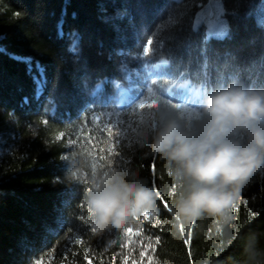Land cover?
I'll return each mask as SVG.
<instances>
[{"label": "trees", "instance_id": "obj_1", "mask_svg": "<svg viewBox=\"0 0 264 264\" xmlns=\"http://www.w3.org/2000/svg\"><path fill=\"white\" fill-rule=\"evenodd\" d=\"M172 2L0 0V264H37L41 259L46 264H123L125 257L128 264L133 260L147 264L149 256L153 264H264V173L245 187L230 208L229 219L205 215L174 227L172 212L163 203L173 210L178 189L165 173L166 162L145 157L135 145L116 146L119 156H108L107 145L114 142L97 130L93 114L116 108V83H126L134 72H148L135 59L138 43ZM222 3L229 34L209 43L219 78L237 72L264 80V28L257 23L261 0ZM191 4L185 0L186 6ZM235 4L246 5L239 8V20L228 14ZM198 10L192 6L188 13ZM61 24L63 36L58 33ZM72 32L80 37L78 56L69 54ZM17 57L31 58V74L28 63ZM35 62L44 68L47 80L39 99L34 91ZM229 82L214 87L210 81L208 91ZM100 83L103 87L96 91ZM61 132L65 135L57 140ZM84 133L96 137L95 148ZM69 139L77 142L69 144ZM100 147L105 148L103 154ZM73 150L89 162L83 183L63 178L65 157ZM114 167L154 184L164 200L157 198L158 211L148 220L141 216L125 226L133 228L132 234L125 235V229L91 233L85 192L95 178ZM156 220L160 223L153 227ZM189 228L192 236L185 244ZM77 235L90 248L87 260L78 245L65 250L70 237ZM149 244L154 250L140 257Z\"/></svg>", "mask_w": 264, "mask_h": 264}, {"label": "clouds", "instance_id": "obj_2", "mask_svg": "<svg viewBox=\"0 0 264 264\" xmlns=\"http://www.w3.org/2000/svg\"><path fill=\"white\" fill-rule=\"evenodd\" d=\"M189 121L180 111L157 109L156 124L146 121L136 132L135 146L145 157H160L174 182V227L205 215L229 219L242 191L264 173V88L232 81L205 92ZM63 178L83 183L87 158L73 150L65 157ZM156 186L119 167L110 168L85 192L95 233L116 230L145 213L155 214ZM115 241H110L114 243Z\"/></svg>", "mask_w": 264, "mask_h": 264}, {"label": "snow or ice", "instance_id": "obj_3", "mask_svg": "<svg viewBox=\"0 0 264 264\" xmlns=\"http://www.w3.org/2000/svg\"><path fill=\"white\" fill-rule=\"evenodd\" d=\"M261 4L264 5V0H261ZM196 7L199 11L193 15H189L188 8ZM246 7V5L235 4L232 6V10L228 12L234 20L240 19L239 8ZM167 14H161L158 17V23L154 24L151 29L145 31L143 37L138 43L136 49L137 56L135 59L140 60L143 65L148 69L146 80L141 82L139 80L134 81L139 83L140 87L135 90L127 105L135 115H140L137 110L155 109L160 104L165 107H171L176 110H180L181 114L185 116L188 113L187 119L191 121L198 116L197 109H189L186 107L190 101L199 97L203 92L209 89L210 81H214L213 86H219L221 83H227L229 80L239 81L251 88H264V80H258L252 73H249L247 77L241 76L237 72L226 73L224 79L221 80L218 76V68L213 64L212 57L209 54V43L213 38L223 39L229 34V25L223 19L225 16V6L222 0H192L191 5H185V0H173L169 5H166ZM258 26L264 28V15H261L257 21ZM58 33L63 36L62 24L58 26ZM73 36L72 46L69 48V54L78 56L80 52L79 48V35L72 32ZM146 40V44L144 41ZM2 51V49H0ZM16 59L24 60L28 63V71L31 74L33 71V62L31 58ZM35 70L37 76L33 77L35 84V96L39 99L41 93L44 91L47 80L44 68L35 62ZM99 91V85L97 86ZM178 101L173 103V101ZM25 103H28V98H25ZM152 117L151 123L153 126L156 124V114L149 113ZM98 131L102 134L106 133L109 141H112L115 137L116 143L120 142L122 132L120 128L123 127L126 131L130 124H127L125 120H121L118 125H113L111 121L107 124H103L102 118L97 116ZM142 119V117H141ZM45 124L48 121H44ZM114 128L116 129L114 132ZM134 130V129H133ZM65 133L61 132L56 139L59 140L64 137ZM87 136V142L93 145L96 140L95 136ZM76 139H69V144H75ZM83 142V141H81ZM102 143V142H100ZM116 143H109L107 145L108 156L116 155ZM100 153L105 152L104 147H100ZM101 160L106 159L104 155L100 156ZM120 161H117L119 164ZM151 169L155 172L156 166L153 163ZM90 190V189H89ZM159 199L164 200V197L160 195ZM163 208L167 209L169 213L172 212V208L165 202ZM90 214V212H89ZM150 213L144 214V219L148 220ZM155 220V216H152ZM160 223L159 220L155 221L153 227ZM91 233H95V229H90ZM180 231L183 232L184 228L181 225ZM133 233V228L128 227L125 229V235ZM136 236H140L141 232L136 231ZM192 236V229H188V237L184 241L185 244H189ZM160 239L157 237L155 244H159ZM75 244L83 248L84 258L88 259V252L90 248L84 247L85 241L80 236H71L69 243L65 245V250L71 249V245ZM126 247V245H125ZM154 250L155 245H144V250L139 253L140 257H145L149 249ZM119 255V254H118ZM65 262L68 257L63 256ZM37 264H46L41 259L37 261ZM47 264H51L50 261ZM89 264L91 262L89 261ZM123 264H128V258L125 257ZM131 264H138L136 260H133ZM139 264H144L141 260ZM147 264H153L151 256L147 258Z\"/></svg>", "mask_w": 264, "mask_h": 264}, {"label": "rangeland", "instance_id": "obj_4", "mask_svg": "<svg viewBox=\"0 0 264 264\" xmlns=\"http://www.w3.org/2000/svg\"><path fill=\"white\" fill-rule=\"evenodd\" d=\"M199 11V10H198ZM261 15H264V5H261L259 8V18ZM223 19L227 22L226 17L224 16ZM228 24V22H227ZM139 80L144 82L146 80V75H143L138 72L132 73L128 78L126 83H116V98H117V106L113 110L101 111L98 113H94V119L99 116L102 118L103 124H107L109 121L112 122L113 125H118L121 120H125L127 124H130L126 131L123 127L120 128L122 132L119 143H116L115 137L113 138L112 142L116 143V146H132L135 145L136 139V132L139 128L143 126L146 121H151L152 117L149 113L157 115V109L161 107H165L163 104H160L158 108L155 109H144L142 111L137 110L140 112V115L133 114L132 110L127 106L129 104L130 98L135 90H138L140 87L139 83H135L134 81ZM99 90L103 87V83L98 84ZM97 91V87H96ZM95 91V92H96ZM208 91V90H207ZM205 91V92H207ZM203 92L199 97L194 98L189 104L186 106L189 109H198L201 104L202 95L205 93ZM178 101H173V103ZM171 108V107H167ZM180 111V110H178ZM188 113H185V117L187 118ZM142 117V119H141ZM95 122L97 123L96 119ZM134 129V130H133ZM114 128V132H115Z\"/></svg>", "mask_w": 264, "mask_h": 264}]
</instances>
